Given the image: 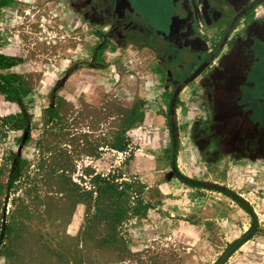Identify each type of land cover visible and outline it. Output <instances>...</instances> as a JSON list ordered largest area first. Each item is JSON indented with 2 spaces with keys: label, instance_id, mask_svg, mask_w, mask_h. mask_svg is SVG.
<instances>
[{
  "label": "rangeland",
  "instance_id": "rangeland-1",
  "mask_svg": "<svg viewBox=\"0 0 264 264\" xmlns=\"http://www.w3.org/2000/svg\"><path fill=\"white\" fill-rule=\"evenodd\" d=\"M51 1L44 19L39 16L45 6L31 9L38 4L33 0L18 1L20 6L6 9L0 18V50L7 48L9 34L18 33L24 36L19 47L27 48L30 55L27 67L23 59L4 60L2 64H11L10 68L0 64V75L14 76L12 100L23 114L7 120L0 130V264H179L181 254L174 238L141 240L139 217H131L119 229L120 253L99 243L102 236L94 227L99 196L92 181L115 172L119 183L137 182L132 152L150 125L139 122L125 131L118 112L130 109L110 98L122 88L136 92L141 112L145 119L150 117L153 68L141 73L125 65L128 54L139 50L121 45L112 21L104 13L103 18L91 13L89 0ZM26 11L33 16L29 23L33 28L27 33ZM108 37L119 44L110 49L103 42ZM174 133L169 130L170 158L177 139ZM118 134L128 144L126 152L111 147ZM189 168L181 162L183 173L192 174ZM171 170L172 175L180 172L174 165ZM68 193L75 202L72 208ZM257 221L255 231L243 236V241L256 234Z\"/></svg>",
  "mask_w": 264,
  "mask_h": 264
},
{
  "label": "crops",
  "instance_id": "crops-1",
  "mask_svg": "<svg viewBox=\"0 0 264 264\" xmlns=\"http://www.w3.org/2000/svg\"><path fill=\"white\" fill-rule=\"evenodd\" d=\"M18 1L22 0L4 4L0 18L6 9L11 10L16 4L20 6ZM34 2L38 4L31 9L45 6L39 18H46L53 2ZM32 17L31 13L25 12L26 33L33 28L29 24ZM20 35L9 34L7 48H1L0 53L11 61L23 59V66L27 67L30 65L26 61L30 57L29 50L19 47L24 40ZM131 55L128 54L130 58L125 60L127 67L141 73L153 68L155 90L150 117L143 121L145 126L150 124L149 129L145 127L147 129L141 133L139 147L132 152L131 160L135 178L145 186L143 198L151 206L138 220L141 240L147 243L169 236L179 246V264H216L232 243L251 232L257 216L258 231L243 241L225 264H264V233L261 230L264 228V153L255 157H232L221 153L207 136L208 112L202 102L200 80L191 79L186 90L179 87L168 92V82L160 77L162 71L154 62V56L146 50ZM120 92H115L110 100L127 109L139 103L140 96L136 97V92L124 88ZM21 113L17 101L0 94V120L18 117ZM169 130L175 131L177 138V151L172 158L167 147ZM197 131L200 132L199 140L193 135ZM189 155L195 159L191 160ZM181 162L190 166L192 174L181 171ZM172 165L180 171L177 175L171 174ZM201 170L202 176L199 175ZM179 175L231 189L243 197L253 213L221 191L184 184Z\"/></svg>",
  "mask_w": 264,
  "mask_h": 264
},
{
  "label": "flooded vegetation",
  "instance_id": "flooded-vegetation-1",
  "mask_svg": "<svg viewBox=\"0 0 264 264\" xmlns=\"http://www.w3.org/2000/svg\"><path fill=\"white\" fill-rule=\"evenodd\" d=\"M96 1L89 0L91 13L112 21L121 45L151 53L170 91L200 80L216 149L232 157L264 153V0Z\"/></svg>",
  "mask_w": 264,
  "mask_h": 264
},
{
  "label": "trees",
  "instance_id": "trees-1",
  "mask_svg": "<svg viewBox=\"0 0 264 264\" xmlns=\"http://www.w3.org/2000/svg\"><path fill=\"white\" fill-rule=\"evenodd\" d=\"M7 3V0L3 2V5ZM8 60L4 56L0 55V64L3 67H11V64H2L4 60ZM14 76L7 74L6 76L0 75V92L9 93L7 97L13 99V92H16L13 88ZM4 79V80H3ZM7 91V92H6ZM142 102H139L135 107L130 110H120V121L127 128L141 123L145 119V115L141 112ZM124 131V132H125ZM123 132V133H124ZM121 134L117 135V140L111 143V147L120 152H126L127 143L120 137ZM118 176L116 173H110L107 177L97 175L93 179V183L97 188L96 193L99 196L96 208V221L94 227L98 229V233L101 234L102 238L99 243H105L107 245V251L113 250L115 253H120L123 239L118 237L119 229L127 222L131 217H142L146 214L147 210L151 208L144 198L143 192L145 186L138 180L137 182H118ZM72 195L67 194L66 198L70 200L71 208L75 204L71 200ZM88 237H95L92 233L87 232Z\"/></svg>",
  "mask_w": 264,
  "mask_h": 264
},
{
  "label": "water",
  "instance_id": "water-1",
  "mask_svg": "<svg viewBox=\"0 0 264 264\" xmlns=\"http://www.w3.org/2000/svg\"><path fill=\"white\" fill-rule=\"evenodd\" d=\"M177 151V139L175 141V149H174V155ZM179 177L187 184L192 185V186H197V187H203V188H208V189H214V190H218L221 191L229 196H231L232 198H234L235 200H237L238 202H240L241 204H243L244 206L247 207V209L253 213V209L251 208V206L238 194H236L234 191L230 190L227 187L221 186V185H217L211 182H202V181H196V180H191L188 179L182 175H179ZM258 225V221L257 218L254 217V226L252 231H255V229L257 228ZM244 238H241L239 240H237L236 242L232 243L229 248L225 251V253L223 254V256L218 260V262L216 264H224L226 262V260L228 259V257L230 256V254L240 245L242 244Z\"/></svg>",
  "mask_w": 264,
  "mask_h": 264
}]
</instances>
